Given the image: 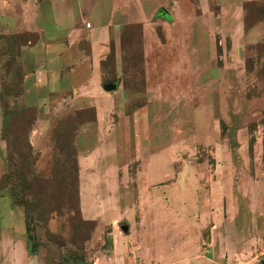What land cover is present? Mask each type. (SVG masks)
Wrapping results in <instances>:
<instances>
[{
    "label": "rangeland",
    "instance_id": "rangeland-1",
    "mask_svg": "<svg viewBox=\"0 0 264 264\" xmlns=\"http://www.w3.org/2000/svg\"><path fill=\"white\" fill-rule=\"evenodd\" d=\"M151 1L168 15H118L101 63L117 85L111 121L124 128L112 131L121 152L111 160L129 208L102 205V227L78 208L74 140L92 114L35 132L34 110L19 103L17 50L37 36L0 39V264H98L117 237L128 264H264V0H181L184 45L171 40V0ZM149 172L158 194L142 199ZM155 200L171 216L140 220ZM138 227L160 257L137 253Z\"/></svg>",
    "mask_w": 264,
    "mask_h": 264
},
{
    "label": "crops",
    "instance_id": "crops-1",
    "mask_svg": "<svg viewBox=\"0 0 264 264\" xmlns=\"http://www.w3.org/2000/svg\"><path fill=\"white\" fill-rule=\"evenodd\" d=\"M150 1L0 0V39L28 33L37 36L34 42L27 41L17 50L22 72L19 103L25 109L34 110L35 132L48 131L54 118L73 112L93 116L78 126L74 148L78 208L85 219L97 221L99 227L103 225L97 217L102 205L104 208L114 206L120 215L124 211V215L129 216V208L122 205L124 191L119 186L120 179L125 182L126 177H120L116 172L119 168L111 160L113 150H121L118 146L120 140H113L112 131L114 128L121 131L124 127L112 124L113 95L112 91L102 89L107 83L103 79L101 63L109 53L111 26L118 22L114 21L118 15L125 17L122 15H127L132 8L129 16L132 20L125 21L130 22L146 19L156 9L163 13L165 2L151 1L147 6ZM224 1L237 5L249 0ZM134 4H138V8ZM180 5L181 0H171V40L184 45L183 39L189 29L181 20ZM163 14L168 15L167 12ZM86 23H90L89 28L85 27ZM153 162L154 158L147 160L145 167L148 171ZM154 173L146 177L147 186L138 189V196L142 199L148 195L155 198L158 194L156 183L161 179ZM156 200L150 207L143 206L139 210L140 220L147 217L160 219L161 212L171 216V205L159 207L154 205ZM157 211L159 216H153ZM158 221H155L156 225ZM139 228L132 238L140 248L137 253L148 255L144 243L151 236H142L144 228ZM156 231L159 232V226ZM126 242V239L117 237L111 256L99 259L98 264H128L129 260L124 259ZM148 256L160 257L151 252Z\"/></svg>",
    "mask_w": 264,
    "mask_h": 264
},
{
    "label": "water",
    "instance_id": "water-1",
    "mask_svg": "<svg viewBox=\"0 0 264 264\" xmlns=\"http://www.w3.org/2000/svg\"><path fill=\"white\" fill-rule=\"evenodd\" d=\"M162 12L164 13L166 11L164 10ZM163 13H161V14H163ZM102 89L106 92H111V91H114L117 89V85L115 83H107V84L103 85ZM121 229L126 230V226L125 225L121 226Z\"/></svg>",
    "mask_w": 264,
    "mask_h": 264
},
{
    "label": "built area",
    "instance_id": "built-area-1",
    "mask_svg": "<svg viewBox=\"0 0 264 264\" xmlns=\"http://www.w3.org/2000/svg\"><path fill=\"white\" fill-rule=\"evenodd\" d=\"M85 27H86V28H89V27H90V23H86V24H85Z\"/></svg>",
    "mask_w": 264,
    "mask_h": 264
}]
</instances>
